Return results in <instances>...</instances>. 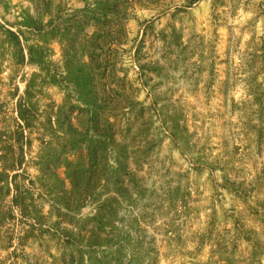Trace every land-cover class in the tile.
I'll list each match as a JSON object with an SVG mask.
<instances>
[{"label":"rangeland","instance_id":"rangeland-1","mask_svg":"<svg viewBox=\"0 0 264 264\" xmlns=\"http://www.w3.org/2000/svg\"><path fill=\"white\" fill-rule=\"evenodd\" d=\"M0 264H264V0H0Z\"/></svg>","mask_w":264,"mask_h":264}]
</instances>
